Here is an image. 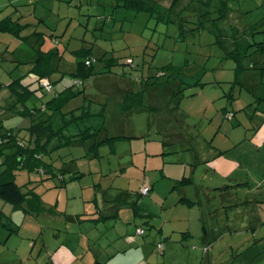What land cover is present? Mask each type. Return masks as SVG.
Wrapping results in <instances>:
<instances>
[{
  "label": "rangeland",
  "instance_id": "rangeland-1",
  "mask_svg": "<svg viewBox=\"0 0 264 264\" xmlns=\"http://www.w3.org/2000/svg\"><path fill=\"white\" fill-rule=\"evenodd\" d=\"M152 1L154 12L127 8L118 0H0V17H20L28 24L22 34L29 36L24 40L0 32V120L24 128L30 121L9 110L14 97L6 84L22 77L37 89L29 105L40 107L76 82L70 72L76 67L75 51L84 47L92 49L88 59L98 73L75 85L85 94L64 110L91 103L95 111L107 103V134L123 136L101 144L98 153L89 149L91 142L81 141L46 154V162L66 170L67 190L49 173L27 166L17 170L16 182L23 190L42 193L55 209L53 215L38 216L22 207L25 217L17 218L22 231L35 235L47 224L40 238L32 239L36 247L30 264H50L49 256L40 253L42 242L54 248L67 234L66 222L54 215L65 216L67 206L82 208L77 201L83 188L89 192L98 183L104 185L98 190L100 199L123 188L134 195L151 189L137 200L154 215L131 217V232L135 235L138 226L146 232H137L136 243L127 242V256L122 252L117 264H264V148L260 152L247 140L242 147L229 141L233 128L236 138L245 132L240 120L251 122L256 106H264V50L259 43L264 41V0H179L173 7V0ZM232 26L240 28L246 47L239 77L237 62L228 56ZM39 50L60 54L53 91L41 88L42 80L29 71ZM104 60H115L114 65L103 69ZM127 91L142 92L144 106L119 116ZM78 120L68 134L100 121ZM21 133L28 141L27 131ZM243 149L247 155L240 163L236 155ZM72 172L82 176L72 178ZM0 203L15 207L1 197ZM97 238L93 246L106 255L109 238Z\"/></svg>",
  "mask_w": 264,
  "mask_h": 264
},
{
  "label": "trees",
  "instance_id": "trees-1",
  "mask_svg": "<svg viewBox=\"0 0 264 264\" xmlns=\"http://www.w3.org/2000/svg\"><path fill=\"white\" fill-rule=\"evenodd\" d=\"M179 0H173V6L177 4ZM120 5L127 8L140 10H146L154 12L155 4L152 0H118ZM223 16V15H222ZM221 16V17H222ZM222 19V18H221ZM28 24H23L19 18H14L12 15L0 17V32L9 33L15 37L28 40L29 36L23 35V30ZM239 28H234L232 32L233 46L228 51V56L233 58L237 62L236 74L239 77L241 71L245 68L242 64V58L245 56L244 49L246 47L240 42ZM40 34V32H38ZM262 44L264 50V41L259 42ZM77 53L76 67L70 72L71 76L80 81H85L89 77L96 75L95 66L91 62L92 49L81 48L75 51ZM60 54L56 50L38 51V55L32 61L31 73L38 80L48 79L53 83V75L60 71L57 60H59ZM89 58V59H88ZM1 61V59H0ZM89 61V63H88ZM103 69L111 68L114 65L115 60H104ZM256 68V63L252 66ZM75 82L73 85L63 89L60 93L53 96L51 99L43 103L42 106H30L29 100L36 94L37 89H32L30 84H25L22 77L16 78L6 84L14 97L13 103L9 110L22 118H31L32 124L29 127L12 126L9 127L3 120H0V197L8 203L15 206L26 207V211L29 213H40L43 211L55 212L54 207H49L42 198V195L36 193L33 190L24 191L23 187L16 182L17 170L27 166L31 170L46 172L54 177H59L63 183H66L64 168L55 167L52 163L45 161L46 154L52 152L49 146L56 137L65 135V129L74 120L86 119L94 116L90 110L87 109L86 104H82L76 108L65 111V107L75 98L85 94V89H76ZM43 88V86H41ZM143 93L128 92L123 95L124 111L129 112L133 108L143 107ZM86 98V96H85ZM20 106V107H19ZM107 103H103L100 115H105ZM78 110H82L81 115H76ZM57 114H60L63 118L62 126L56 128L53 119ZM75 116L71 120L66 119L68 115ZM233 120V116L230 119ZM26 130L29 134L28 141H25L21 132ZM106 130L105 125L95 127L94 125L87 126L81 130L80 133L68 137L67 141L62 145H69L72 142L82 141L85 142L89 139H93V145L91 149L98 153L99 146L105 142H115L122 138L119 136H107L105 139H98V136ZM57 148V147H56ZM75 178V175L72 176ZM142 192H139L137 196H143ZM188 198H182V200ZM136 213L141 214L142 207L139 205L138 200L133 203ZM146 216H150L147 214ZM4 217L3 211H0V221ZM8 228L10 225L4 223ZM189 232L187 231V234ZM208 249V248H206ZM98 264H101L98 262Z\"/></svg>",
  "mask_w": 264,
  "mask_h": 264
},
{
  "label": "crops",
  "instance_id": "crops-1",
  "mask_svg": "<svg viewBox=\"0 0 264 264\" xmlns=\"http://www.w3.org/2000/svg\"><path fill=\"white\" fill-rule=\"evenodd\" d=\"M232 29H234L233 26ZM231 39L233 43L232 34H231ZM31 67L32 66L30 65L29 71H31ZM86 106L87 109L94 114V116H92L90 119L92 120L97 118L100 119L99 122L96 123L91 122L89 126L94 125L95 127H99L103 124L105 125V119L107 118V115L110 112L109 104H107L106 112L105 115L103 116L100 115L103 106H101L99 110L98 108L95 109V111H92L91 103H89L88 105L86 104ZM120 109L121 112H119L118 114L119 116H122L123 112H125L123 98H121ZM81 114H82V110H78L76 112V115H81ZM250 114L251 113H249V115ZM74 117L75 116L69 114L66 119L71 120ZM29 119H30V121L28 120L29 124L26 127H29L32 124V119L31 118ZM242 120H240L241 124H239V126L244 125L245 132L242 134V136L236 138L235 132L237 131V129L233 128L231 134H229V141H231L232 144H236V147H242L243 141L247 140L248 141L247 143H249L252 146L258 147L259 151L261 152L262 149L264 148V106H262V104H258L256 106L253 114L250 116L251 122L246 121L247 123H245ZM63 121L64 120L60 114H57V116H55L53 119L56 128L64 125ZM77 121L79 120H74L71 124L67 126V128L65 129V135H62L61 137L58 136L54 140H52V143L49 146L50 150L61 146L62 143L67 141L68 137L76 135L81 132V131L77 133L69 132V134L67 133L68 129L71 128V126L74 125V123ZM21 124H19L18 126H20ZM245 124H248V126ZM86 127L87 126H85V128ZM103 132H106L103 133V139H105L107 136H110L107 134L106 130H104ZM112 136H119V135H112ZM56 139L58 140V143L56 142L57 144L53 143ZM91 140L93 139H89L85 141V142H91L89 149L93 145ZM219 150H221V148H219ZM146 151H148V144L146 147ZM244 151L245 150L243 149V152H240L239 156L236 155V160L240 161V163L243 162L242 158L245 155H247L244 154ZM221 153L223 154V152ZM261 172L262 174H264V168L261 169ZM71 175L72 176L75 175V178H80L82 176L81 173L78 172H72ZM64 177L65 180H67L66 183L62 182L60 176L57 177L61 181V184L59 185L60 187H62L61 190H67L68 188L67 186H69L68 183L69 179L67 177V174H65ZM262 185H264V183ZM102 186L104 185H102L101 183H98L97 186L95 185L90 186L89 192H87L86 189L83 188L81 199H79L77 202L79 204H83L84 208L83 207L79 208V206L76 205L73 206L74 209H69L67 206L64 210L65 216L54 215L56 217H62L63 220L66 222L67 234L65 240H63V242H60V244L54 248L47 246V243H45L46 241L43 240L44 242H42L43 246L40 247V253H44L47 254V256H49L50 264H76L78 262H79L78 264H98V262L101 264H117L119 262L118 259L120 258L118 256L122 252H124L123 253L125 254L124 256H127L126 254L129 250L128 247L129 244L127 242L136 243L134 236L138 233L136 232V234L134 235L131 232L130 225H133V223L131 222L132 220L131 217L137 218L140 215L143 216L147 214H150L151 216L154 215L153 212L148 208L147 204H144L146 205V207L142 204H139L142 207L141 214L136 213L133 203L136 202L138 198L137 195L133 194V192L130 193L131 189L123 188L122 191L117 192L112 197L100 199L98 190ZM41 195L43 198L44 196L42 193ZM133 195L136 196V198ZM45 203L47 204V206L50 207L49 203L47 202ZM23 208L19 206L11 207L5 205L4 203L3 204L0 203V211H3L4 213V217H2L0 221V264H30V258L33 256L34 253L31 251V248L34 249L36 247V242H33L32 239L34 237L35 239L40 238V235L38 234H42L44 227L47 226V224H41L40 229L35 232V235L34 232L27 233L22 231L20 228L22 224L20 223V220H18L17 218L24 219L25 214L23 213L22 210ZM124 212L128 213L126 217H125L126 214H124ZM51 213L52 211H43L42 214L44 215L49 214L48 216H50L53 215ZM19 214L22 215L20 216ZM36 214L38 215V213ZM29 215L30 217H33V214H29ZM59 220L61 221L62 219L59 218ZM122 220H126V223H123ZM71 221H72V225H70ZM4 223L10 225L11 228H8L6 225H4ZM138 228H141V226H138L137 230ZM145 232L143 234H138V235H144ZM190 234L191 233L189 232L187 235L189 236ZM138 235L136 236L137 237L136 239L140 241L141 244H143L141 237ZM60 236L61 233H59V237ZM98 236L109 238V240L107 241L112 244L111 248H106V247L104 248V252H106V255L105 253L99 254V249L96 246H93V242H95L98 239L97 238ZM122 237H127L128 240L122 239ZM129 237H131V239ZM118 238L119 240H116ZM106 257H110V258L106 259ZM81 258L82 260H86V261H84L83 263ZM43 261L44 260L39 262V264H42ZM138 263L139 262L136 263L134 262V264H138ZM139 264H143V263L141 262Z\"/></svg>",
  "mask_w": 264,
  "mask_h": 264
},
{
  "label": "built area",
  "instance_id": "built-area-1",
  "mask_svg": "<svg viewBox=\"0 0 264 264\" xmlns=\"http://www.w3.org/2000/svg\"><path fill=\"white\" fill-rule=\"evenodd\" d=\"M88 63H89V61H88ZM76 83H77V84H80L81 81H80V80H76ZM42 86H43V88H44L45 90H47V91H53V89H54L53 83H52L50 80H48V79H42ZM232 116H233L232 114H229V115H228V118L231 119ZM149 192H150V189L147 188V187H145V188L143 189V191H142V193H143L144 195H145V194H149ZM137 232H138L139 234H143V233L145 232V229H144V228H138ZM162 246H163V244L160 245V248H162Z\"/></svg>",
  "mask_w": 264,
  "mask_h": 264
}]
</instances>
